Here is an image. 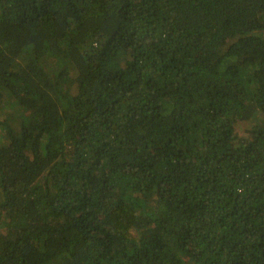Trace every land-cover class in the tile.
<instances>
[{
  "label": "trees",
  "instance_id": "1",
  "mask_svg": "<svg viewBox=\"0 0 264 264\" xmlns=\"http://www.w3.org/2000/svg\"><path fill=\"white\" fill-rule=\"evenodd\" d=\"M0 221V264H264V0H0Z\"/></svg>",
  "mask_w": 264,
  "mask_h": 264
},
{
  "label": "rangeland",
  "instance_id": "2",
  "mask_svg": "<svg viewBox=\"0 0 264 264\" xmlns=\"http://www.w3.org/2000/svg\"><path fill=\"white\" fill-rule=\"evenodd\" d=\"M238 126H241L242 127V125L241 124H239ZM243 129V128H242ZM246 132H244V134H245ZM0 225H1V229H0V232H6V230H7V227H5L4 225H3V223H2V221H0Z\"/></svg>",
  "mask_w": 264,
  "mask_h": 264
}]
</instances>
